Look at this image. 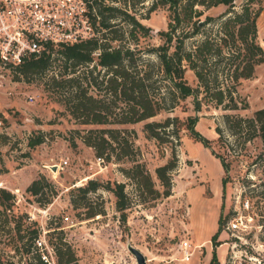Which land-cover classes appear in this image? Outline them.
<instances>
[{
	"label": "rangeland",
	"instance_id": "rangeland-1",
	"mask_svg": "<svg viewBox=\"0 0 264 264\" xmlns=\"http://www.w3.org/2000/svg\"><path fill=\"white\" fill-rule=\"evenodd\" d=\"M153 1L144 0L141 5L138 0H131L134 6L129 11L155 30L167 29L171 10L167 4L149 10ZM228 7L225 2L210 7L199 5V18L226 15ZM217 26L216 20L206 24L208 29ZM257 40L264 48V9L257 17ZM160 42L154 34L139 44ZM60 48L54 46L50 65L42 72L23 75L17 68L0 67V189L12 194L10 198L0 195V201L10 204L6 207L0 203V264H40L37 253L48 257L49 264H57L55 245L69 246L73 252L75 260L63 264H137L130 245L144 254L146 264H264V156L260 155L264 153V142L256 138L225 146L215 129L217 125L224 127L225 112L248 116L264 107V61L238 86L239 94L247 101L244 108L226 110L203 103L196 110L193 96H188L172 111L161 110L137 122L81 123L65 104V96H71L74 90L58 87L51 79L63 68ZM84 68L79 66L69 75ZM185 75L195 85L192 70L188 69ZM88 93L95 90L88 89ZM167 115H196L194 128L217 153L225 156L228 169L224 171L211 149L183 128L181 141L176 145L178 162L171 172L170 193L141 202L133 180L122 170L133 161L97 156L82 135L90 128L135 130L137 159L161 190L155 168L168 160L171 147L147 136L144 123ZM37 134H42L44 140L29 147L28 137ZM39 174L57 188L56 195L46 204H40L37 195L26 191ZM88 178L102 184L125 182L131 201L125 219L116 209L115 195L106 187L82 196L77 186ZM75 203L92 205L101 212L87 216L88 206ZM35 228L41 245L32 236ZM183 239L189 241L192 251L188 260L181 257L179 244Z\"/></svg>",
	"mask_w": 264,
	"mask_h": 264
},
{
	"label": "trees",
	"instance_id": "trees-1",
	"mask_svg": "<svg viewBox=\"0 0 264 264\" xmlns=\"http://www.w3.org/2000/svg\"><path fill=\"white\" fill-rule=\"evenodd\" d=\"M87 1L95 33L89 38L59 45L63 68L59 75L51 76L54 85L74 90L71 96H65V104L79 122H137L161 110L172 111L188 96H193L196 110H200L203 103L226 110L247 106L238 86L243 79L253 75L258 63L264 61V48L257 40V13L251 14L247 7L239 12L228 7L226 15L208 14L201 19L202 9L198 6L210 7L218 4V0H154L149 10L155 9L158 4H167L172 14L167 29L155 30L129 11L134 6L131 0ZM138 1L142 5L144 0ZM212 20H216L217 28H206ZM154 34L159 36L160 43L139 44L141 39ZM112 41L118 42L113 44ZM53 49L54 45L48 43L39 56L30 57L12 67L23 75L42 72L50 65ZM79 66L85 68L69 75ZM188 69L195 76V85L185 75ZM88 89H94L95 93H88ZM196 120V115L185 118L167 115L161 120L144 123L147 136L171 147L168 160L155 168L161 190L155 186L144 163L137 159L138 150L133 141L135 130L90 128L82 139L101 158L119 160L125 157L133 161L131 166L122 170L133 180L138 200L144 202L170 193L171 172L178 162L176 145L181 141L180 131L183 128L189 130L194 139L203 141L227 171L225 156L217 153L208 139L194 128ZM223 122L224 127L217 125L215 129L218 139L223 140L225 146L237 141L245 144L256 138L264 142V107L255 109L248 116L225 112ZM43 140L42 134L31 135L27 144L33 147ZM260 155L264 156V153ZM101 186L113 192L116 209L125 219V211L131 204L125 182L108 181L102 184L95 178H88L77 189L85 196ZM26 191L37 195L40 204H46L56 195L57 188L44 174H39L27 185ZM0 195L12 197L5 188L0 189ZM75 204L88 206L85 210L87 216L101 212L92 205ZM4 205L9 207L10 204ZM32 231L37 240L38 230L35 228ZM215 236L216 233L212 237ZM55 255L57 264L75 260L69 246L55 245ZM36 258L40 264H48L40 253L36 254ZM211 261H216V255Z\"/></svg>",
	"mask_w": 264,
	"mask_h": 264
},
{
	"label": "built area",
	"instance_id": "built-area-1",
	"mask_svg": "<svg viewBox=\"0 0 264 264\" xmlns=\"http://www.w3.org/2000/svg\"><path fill=\"white\" fill-rule=\"evenodd\" d=\"M231 10L247 7L258 15L264 0H218ZM94 26L87 0H0V67H12L30 57L39 56L50 43L54 46L91 37ZM42 240L37 239L41 245ZM182 259L192 251L187 239L179 244ZM50 260L46 256H42Z\"/></svg>",
	"mask_w": 264,
	"mask_h": 264
},
{
	"label": "water",
	"instance_id": "water-1",
	"mask_svg": "<svg viewBox=\"0 0 264 264\" xmlns=\"http://www.w3.org/2000/svg\"><path fill=\"white\" fill-rule=\"evenodd\" d=\"M53 168H55V165H53ZM129 249L135 255L136 260H137V264H146V258L144 256V254L138 248L130 245Z\"/></svg>",
	"mask_w": 264,
	"mask_h": 264
}]
</instances>
